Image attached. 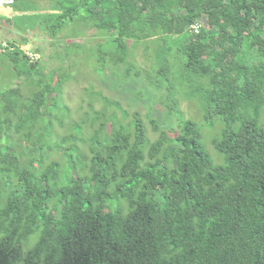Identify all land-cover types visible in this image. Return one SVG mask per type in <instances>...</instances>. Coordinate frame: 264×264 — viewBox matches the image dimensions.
Instances as JSON below:
<instances>
[{
    "label": "trees",
    "instance_id": "16d2710c",
    "mask_svg": "<svg viewBox=\"0 0 264 264\" xmlns=\"http://www.w3.org/2000/svg\"><path fill=\"white\" fill-rule=\"evenodd\" d=\"M10 6L1 79L18 84L0 87V264H264V0ZM94 29L107 45L85 41ZM159 39L160 74L180 63L206 83L202 119L222 122L211 140L218 163L191 119L153 123L151 142L138 114L122 123L95 110L92 87L79 119L64 102L75 77L63 63L97 62L103 73ZM44 42L59 63L50 70L26 53L35 44L42 56Z\"/></svg>",
    "mask_w": 264,
    "mask_h": 264
},
{
    "label": "rangeland",
    "instance_id": "374dc122",
    "mask_svg": "<svg viewBox=\"0 0 264 264\" xmlns=\"http://www.w3.org/2000/svg\"><path fill=\"white\" fill-rule=\"evenodd\" d=\"M0 14L11 17L16 15V11L11 6H2ZM4 30H0L1 37L9 35ZM89 32L92 35L84 36L88 44L95 45L102 42L107 45L106 42L110 35L97 32L95 29L87 33ZM41 45L44 54L41 56L38 53V57L46 66V70H50L53 65L59 63H54L51 58L52 52L48 55L53 47L48 42ZM163 45L164 41L160 39L140 41L136 47L129 49L131 63L126 65L121 63L117 68L113 67L112 63H108L103 73L96 70L95 67L100 66L97 62L63 63L74 64V68L70 67L69 72H74L72 76L75 77L64 85V102L71 110L74 119H79L84 111L89 110L88 88L92 87L95 93L92 96L95 110L104 111L106 115L115 113L122 123L129 122L135 114H138L151 142L158 137V132L153 130V123L158 124L162 130H172V128H177V122L181 121V118L191 119L198 125L202 140L214 163H218L219 156L222 158V155L216 151L211 140L221 132L222 122L216 118V125L213 128L202 119L201 93L206 83L203 79L189 74L180 63L178 65L170 63L169 68L162 69L160 74L158 69L162 63H155V52ZM26 48L34 50L35 44H29ZM3 67L4 64L0 61V87L18 84L17 80L10 76H8V81L7 78L1 79ZM124 114L127 116L124 117ZM87 133L86 131L85 135H89ZM83 149L87 153L86 145Z\"/></svg>",
    "mask_w": 264,
    "mask_h": 264
},
{
    "label": "built area",
    "instance_id": "2783aa9c",
    "mask_svg": "<svg viewBox=\"0 0 264 264\" xmlns=\"http://www.w3.org/2000/svg\"><path fill=\"white\" fill-rule=\"evenodd\" d=\"M13 1H14V0H0V7H2V6H7V7H9L10 5H12ZM191 27H192V29H193L194 31H197L199 25H198V23H194V24H192ZM26 53L28 54V56H29L30 59H31V58H32V59H35V58L38 57V55H37L35 52H33V51H31V50H29V49H27V48H26Z\"/></svg>",
    "mask_w": 264,
    "mask_h": 264
}]
</instances>
